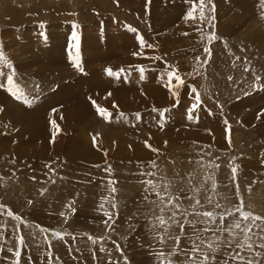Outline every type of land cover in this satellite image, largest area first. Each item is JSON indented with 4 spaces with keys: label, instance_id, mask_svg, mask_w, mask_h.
I'll use <instances>...</instances> for the list:
<instances>
[{
    "label": "rangeland",
    "instance_id": "1",
    "mask_svg": "<svg viewBox=\"0 0 264 264\" xmlns=\"http://www.w3.org/2000/svg\"><path fill=\"white\" fill-rule=\"evenodd\" d=\"M213 4L215 12L210 15L215 19L209 23L184 19L188 0H0V46L12 62L14 79L32 100L25 104L0 88V205L6 206L0 208V264H14V251L9 248L20 250V264H125V257L128 264H160L157 253L176 248L168 236L177 235L181 252L170 257L173 264H188L184 253L194 242L202 252L215 255L212 264H247L248 260L264 264V248L258 247L264 243L260 228H252L251 250L237 247L243 242L242 233L233 238L219 230L239 219L235 208L241 204L244 210L264 216V8L260 0H213ZM73 24L78 25L83 72L69 59ZM209 32L217 36L210 45ZM138 34L154 45L143 49L144 56L132 55L141 51ZM205 46L211 48V58L198 67L195 58H207ZM154 56L161 59H151ZM136 65L145 67L144 79ZM173 67L185 82L179 89V103L166 86L165 73ZM106 68H123L131 75L117 79L108 76ZM92 70L98 85L109 87L102 98L120 87L131 94L123 102L128 106L121 109L95 102L111 113L107 120L93 104L79 113L80 118L70 113L77 107L73 100L81 94L79 87L85 90L93 79L78 89L75 84ZM9 71L0 64V73ZM257 75L260 81L254 79ZM5 81L6 75L0 74V83ZM192 88L201 94L202 105L194 113L198 119L189 120ZM52 109L75 119L76 150H66L73 134L68 122L65 127L52 125L55 131L47 137L35 133L30 117L37 115L40 124L49 125ZM154 109H168L166 119L160 120ZM58 132L63 140L56 137ZM77 139L85 144L79 145ZM234 166H238L235 181ZM148 180L160 185L163 201ZM169 193L179 210L167 204ZM197 199L200 205L193 209ZM9 210L23 223L8 216ZM105 211L112 216V227L104 223ZM173 211H177V224L165 236L157 218L163 216L171 224ZM203 211L232 215L223 225L218 218L215 225L198 223L197 230H212L194 233L185 221L203 220L194 215ZM180 223H185L183 233ZM35 225L47 231L40 233ZM18 236H23V245L18 244ZM89 236L103 239L93 244ZM217 236L224 243L211 253L207 242ZM237 252L243 260L233 259Z\"/></svg>",
    "mask_w": 264,
    "mask_h": 264
},
{
    "label": "snow or ice",
    "instance_id": "2",
    "mask_svg": "<svg viewBox=\"0 0 264 264\" xmlns=\"http://www.w3.org/2000/svg\"><path fill=\"white\" fill-rule=\"evenodd\" d=\"M151 0H148V3H150ZM190 7L187 10V12L185 13L184 19L187 20H197L199 19L200 21H207L209 23H211L212 20L215 19L214 15H210L211 13L215 12V6L213 4V0H188ZM260 6L262 8H264V0H260ZM198 13V16H197ZM262 18H264V13H262ZM73 31L71 33V37H70V44H69V59L72 61L73 67L78 69L80 72L84 71V68L80 65L79 62V34L76 31V29L78 28V25L73 24ZM133 31H135V29H132ZM41 37L46 39L45 33L41 32ZM184 35H187V33H184ZM137 41L139 42V47L141 49V51H137V52H133L132 55L133 56H144L145 53L143 52V49L145 48H154V45L147 43L142 36H140L139 34L137 35ZM207 41L208 44L210 45L212 42H214L217 39V36L215 34V32H209L207 34ZM75 50V55H72V50ZM204 53L206 54L207 58L204 60H201V58L199 56H197L196 59V63L198 67H203L204 65H206L209 61V59L211 58V48L209 46H205L203 49ZM145 58H147L145 56ZM151 59L154 60H159L161 59V57H151ZM0 64L4 65L7 69H11V71L7 72V73H0V74H4L6 75V81L3 83H0V88L5 89L14 99L18 100V101H23L25 104H31L32 100L29 99L28 94L24 91V89L16 82V80L14 79L16 76V72L13 69V65L12 62L10 61V59L5 55V52L3 50V47L0 46ZM131 67V66H130ZM136 70L140 73V79H144V72H145V67L143 65H136L135 66ZM249 69L246 68L245 71H248ZM194 71H196L194 69ZM105 72L108 76L110 77H115L117 79H119L121 77V75L124 76L125 80H127L128 76L131 75L130 72L126 71L125 69L121 68L119 70L114 71L111 68H106ZM197 74H199L197 72ZM166 77H167V83L166 86L168 87L169 91L171 92L173 97L177 98V103H179V89L181 87L184 86V78L179 74L178 70L175 69L174 67L169 70L166 71L165 73ZM229 79H231V77H229ZM256 81H260L261 77L259 75H257L254 78ZM174 81V83H173ZM191 92L194 93V103L190 106V108L188 109V114H187V119L189 120H194V119H198V117L194 116L195 110L198 109L201 105H202V100H201V94L195 89L192 88ZM109 95H111V93H109ZM92 103L95 105V101H92ZM98 114L103 117L105 120L109 119L111 117V113L108 112L106 109L95 105ZM175 106V105H173ZM113 107H118L117 105L113 104ZM158 111L160 120H165L166 116L165 113L168 111V109H163V110H156ZM0 111H3V108L0 107ZM53 112L56 111V109H52ZM125 114L123 112L120 113V116L123 117ZM258 119L260 118V116L258 115L257 117ZM137 119H139V114H137ZM53 125L55 126V121H52ZM224 123L226 125H228V121L225 120ZM163 125L161 124V127ZM230 125H228V129H226V131L230 130ZM57 130H59L57 128ZM228 142L229 144H231V140H230V136L228 138ZM93 143H96V138L95 136H93ZM146 146L151 147L150 145ZM153 151H158L157 149H152ZM153 167H155V162H151ZM46 167H48V165H45ZM99 167V166H97ZM216 167H219V165H216ZM237 167L238 166H234L232 167L231 171H232V176H233V180L235 181L236 179V173H237ZM52 171H55L54 169H52ZM107 171V169H106ZM148 175L154 176L155 173H149ZM33 179H35V177H33ZM108 183L111 185L114 182L109 180ZM147 184L152 186V191H154L156 193V195L158 197H160L161 201L164 200V197L161 195L160 192V185L158 184H154L152 180H148L146 182ZM213 189H215L216 185L215 183L212 184ZM168 186L165 185V190H167ZM112 192H115V188L113 187L111 189ZM43 194V192H42ZM169 198L167 200V204L169 205H173V198L171 196V193L168 194ZM176 200L179 199V197L175 198ZM28 203H32V201H28ZM209 203H211V200H209ZM200 205V201L197 199L195 201V204L193 205V209L196 208V206ZM174 208L179 210L180 205L179 203H175ZM6 207L5 205H0V208H4ZM69 207H72L71 205H69ZM112 207L115 208L116 205L112 204ZM221 207V205L219 203H217L215 205V208L219 209ZM101 208H103V205H101ZM165 209L161 208L160 211L163 212ZM72 211H75V208L72 207ZM235 212H237L239 214V219L235 220L234 223H232L229 227H224V228H220V231L223 232H228L233 238H235L236 236L240 235L241 233L243 234V242L241 244H237V247H247L248 249H252L253 248V243L251 241V236L250 233L252 231L253 227H258L261 229V232L264 233V216L262 215H257L254 214L251 211H246L244 210V206L243 204L237 206L235 208ZM7 215L10 217H13L15 220H21V217L19 215H15L11 210H9L7 212ZM61 215H64V213H61ZM104 215L108 217V220L104 221V223L108 226V227H112L111 224H109V221L112 220V216L109 212L105 211ZM177 215V211H173L172 212V216L170 217L171 220V224L168 223V221H166L164 219L163 216L158 217L157 219L159 220V225L161 227L164 228V234L165 236H168V232L169 229L171 228L172 224H177V221L175 219ZM194 215L197 217H203V220H186L185 223L188 225H191L193 227V231L194 233L197 231H202V232H207L210 231L212 229L205 227L203 229H199L197 230L195 228V225L198 223H203L205 225H215L217 218L219 219V223L221 225L224 224L225 222V218L227 216L232 215L231 212H222V213H217L215 211H203V212H194ZM257 221H260V224H257ZM21 222L23 223V221L21 220ZM185 223H180L179 229L180 231L183 233L185 231ZM243 224V227H242ZM35 227L39 230L40 233H44L47 230L44 229L43 227H41L40 225H35ZM19 230V229H17ZM235 230H239V232L235 231ZM155 231V229H154ZM53 236L57 237L58 239H63V235L59 232H53L52 233ZM157 238L159 239L160 243H164V236H160L159 232L157 231L156 233ZM169 239H174L175 243L177 244V247L174 248L170 253H165L163 251H160L157 253L158 258L160 259V264H173V260L170 258L172 256L178 255L181 252V248L179 247L180 241H181V237L179 235L175 236V237H171L168 236ZM47 239V237H46ZM89 239L91 240V242L93 244H96L98 242L99 239H103V237H99V238H94L92 236H89ZM197 239H200L199 235H197ZM261 240H264V235H261ZM17 241L19 245H23L24 244V238L23 236H18L17 237ZM201 244L205 243V241L201 240L200 241ZM223 241H221L220 237L217 236L215 238V241H208L207 242V248L209 249V252L211 253H216L223 245ZM230 244V241H229ZM215 245V246H214ZM258 247L260 248H264V243H261L258 245ZM117 251H122V249L117 246L116 248ZM9 252H13L14 251V255H15V262L14 264H20V257H21V252L20 250L17 249H13V248H9L8 249ZM100 251L103 252L105 251V249L103 247L100 248ZM189 252L191 254H198V255H190ZM189 252H185L184 255L186 257V259L188 260V264H212V262L215 261L216 257L215 255H209L208 253L202 252L200 244H196L195 242L193 243V247L189 250ZM256 256H261L262 253L260 252H256L255 253ZM49 258L51 259V253H48ZM125 259V264H128L127 261V257L124 258ZM233 259H239V260H243L244 257L240 256V254L237 252L234 256ZM224 264H228L227 261L224 262ZM247 264H258L257 261L254 260H248Z\"/></svg>",
    "mask_w": 264,
    "mask_h": 264
},
{
    "label": "bare ground",
    "instance_id": "3",
    "mask_svg": "<svg viewBox=\"0 0 264 264\" xmlns=\"http://www.w3.org/2000/svg\"><path fill=\"white\" fill-rule=\"evenodd\" d=\"M95 73V71L94 70H92L91 72L89 71L88 72V74H86V75H88L89 77H86V79L85 80H82V81H80V82H78L77 84H75L76 85V87H77V89H78V87L80 86V85H82V84H84L85 82H87V81H89V80H91V79H93V77H94V74ZM98 79H93V82L91 83V84H89L88 86H86L85 88V90L83 89V88H81V87H79V90H81V94H79L78 95V97L75 99V100H73V103H74V105L75 106H77L76 108H74L73 107V109H72V111H70V113H73V114H78V118H80L79 117V113L81 112V111H87L88 109H91V107L89 108V104H93L92 103V101H95V102H100L101 104H102V106H104V105H106V106H108V107H112V108H114L113 107V104H115V105H117L118 107H115V109H121V108H125V107H127L128 105L127 104H123V102H124V100H126L127 99V97L129 96V95H131L130 94V92H129V95H127L126 93V90H125V88L123 87V91H121V87H120V90H115V91H113L114 93H111V95H109V96H107V97H104V98H102V95H103V93L106 91V90H108V85L106 86L105 85V87H106V89H105V87L104 86H101V85H98V81H97ZM87 84V83H86ZM74 85V86H75ZM153 87V86H152ZM116 88V87H115ZM74 89H76V88H74ZM83 90V91H82ZM128 90V89H127ZM86 91H90V93H88V92H86ZM120 91L122 92V93H120ZM115 92H117V93H115ZM124 92H126V93H124ZM75 95V94H74ZM1 98H2V96L0 95V100H1ZM98 98V101H96V99ZM155 99V98H154ZM130 100H134V99H132L131 97H130ZM144 100V99H143ZM65 101V100H64ZM64 103V102H63ZM96 104V103H95ZM98 105H99V103H98ZM67 106V105H66ZM93 106H94V104H93ZM64 107V106H63ZM62 107V108H63ZM96 107V106H95ZM65 109V108H64ZM42 110V109H41ZM66 110V109H65ZM71 110V109H70ZM90 111V110H89ZM60 112V114L57 112V111H55V112H51V114L52 115H50L51 116V122L52 121H55V123H60V124H62V125H64V127H65V124H66V122H68V123H70V126H71V130H70V132H72L73 134H71L72 135V137H69L68 136V139H67V142H68V144L66 145V148H68V149H66V150H76V148H77V144H76V142L74 141L75 139H74V132L76 131L75 130V128L77 127L76 125H75V119H73V116L71 115V117L69 116V113H65L66 114V117L64 118V115H63V113H62V111L60 110L59 111ZM68 112V111H67ZM32 113V112H31ZM26 115V114H25ZM61 115H63V116H61ZM83 116V115H82ZM67 117H70V119L69 120H67ZM76 118H77V116H75ZM86 117V116H85ZM30 118H32L33 120H34V122L31 124V121H30V124L31 125H33L34 126V128H35V133L37 134V136L38 135H43L44 137H47V136H50V133L53 131V133H54V131L55 130H53V127H52V125L53 124H51V122H50V124L49 125H46V124H40V122L39 121H37V119H38V117H37V115L36 116H32V117H30ZM40 119V118H39ZM49 122V121H48ZM55 126H58V125H56L55 124ZM68 126V125H67ZM69 126V127H70ZM60 128V127H59ZM54 129H55V127H54ZM63 129V128H62ZM65 130H67V129H65ZM64 130V131H65ZM75 130V131H74ZM57 132V131H56ZM55 132V133H56ZM51 135H52V133H51ZM59 136H61V137H59ZM56 137H59V139L60 140H63L64 138H62L63 137V133L62 132H58V134L56 135ZM67 138V137H66ZM60 140L58 141L57 140V138H55V143L57 144L58 142H60ZM77 141H78V143H79V145H81V146H83V144H85V142L84 141H82V142H80L78 139H77ZM81 143H83V144H81ZM57 147H59V143L57 144ZM71 148V149H70ZM81 157H84V153H82L81 154Z\"/></svg>",
    "mask_w": 264,
    "mask_h": 264
}]
</instances>
